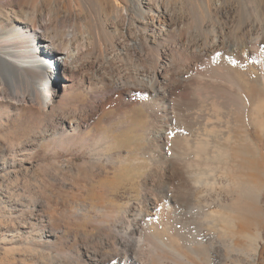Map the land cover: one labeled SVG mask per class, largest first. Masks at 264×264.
<instances>
[{
    "label": "bare ground",
    "instance_id": "1",
    "mask_svg": "<svg viewBox=\"0 0 264 264\" xmlns=\"http://www.w3.org/2000/svg\"><path fill=\"white\" fill-rule=\"evenodd\" d=\"M35 1L30 6L25 0H3L0 6V113L6 119L12 113L18 117L29 106L42 117L40 130L26 133L20 141V163L27 150L49 141L75 148L87 159L81 164H94L96 173L102 175L108 164L126 163L135 151H111L113 138L92 125L112 110L106 122L109 126L115 123L119 131L128 125L123 120L125 111L140 107L146 121L139 129L141 148L131 162L142 167L141 185L158 177L154 189L164 182L186 195L199 192L202 200L195 199L187 208L198 210L207 242L216 237L224 246L222 253L212 242L203 244L202 236L192 231L194 245L184 243L186 235L175 217L179 196L169 189L163 194L142 195L122 208L96 203L94 213L87 214L89 221L82 224L91 233L65 234L64 244L72 240L76 248L56 250L51 257L45 252L48 257L41 264H168V255L178 258L171 264H186L190 257L204 264H257L259 240L264 238V52L257 48L251 53L246 45L252 40L264 43V7L256 6L258 18L244 11L246 0H205L203 5L219 25L200 37L187 32L188 15L176 0ZM203 12H195L200 22ZM252 33L257 36L251 37ZM213 57L235 64L257 58L262 68L246 77L231 67L236 83L232 89L219 77L220 67H214L221 82L215 76L210 81L205 78L209 83L203 80V84L221 87L229 93L226 103L230 94L234 101L225 105L222 115L217 97L211 102L207 99L211 112L202 114L212 113L210 117L224 123V130L202 115L206 122L201 131L195 128L199 131L194 133L196 137L188 136L190 143L186 136L191 127L183 136L186 118L198 120L191 109L196 105L201 110L200 102L206 100L200 101L199 96L207 97L210 92L194 96L188 109L175 96H184L191 88V78L184 76L189 64H204ZM78 94L88 96L87 102L77 107L63 105ZM6 152V146L0 147V164L14 163L12 157H5ZM74 158L61 166L73 168ZM211 193L215 196H206ZM26 203L20 201L22 213L31 205H43L36 199ZM212 206L215 208L209 209ZM57 230L51 217L20 215V240L24 238L27 245H46L51 237H58Z\"/></svg>",
    "mask_w": 264,
    "mask_h": 264
},
{
    "label": "rangeland",
    "instance_id": "2",
    "mask_svg": "<svg viewBox=\"0 0 264 264\" xmlns=\"http://www.w3.org/2000/svg\"><path fill=\"white\" fill-rule=\"evenodd\" d=\"M2 1L3 0H0L1 7H3ZM47 1L49 2L54 0H45V2ZM204 1L205 0H181L180 2V0H176L177 2L176 4L178 6H183L184 11L188 15L187 21H185V27L190 28L187 29L188 30L187 32L190 35L193 36L200 35V37H203L205 35L211 34L213 25H214L213 27L215 28L219 25L218 24L219 22L215 21V19L212 18L208 13V11L206 10L205 6L203 5ZM25 2H27L30 6H33L36 3L35 0H25ZM197 4H199L200 6ZM263 4H264V0H255V1L246 0L244 11L245 12L247 11L246 13L250 16L255 15L254 13L256 11V6L262 5L264 7ZM198 9L205 11L203 12L204 14L202 20L203 22L202 21L200 22V20L196 19L197 16L196 13ZM255 17L259 18L260 16L255 15ZM202 23L204 25H202ZM260 32L262 33V31ZM256 36L257 34L255 35V33H252L251 35V37H256ZM252 41L249 42L250 44L247 43L246 45L247 51L249 50L251 53L252 52L256 53L255 49L258 48L257 52L259 51V53H263L264 52L263 41H258V43L256 42L258 45L254 41L253 42ZM250 48L252 49L250 50ZM255 59L257 58L249 59L248 61L243 62L241 64L240 63L235 64L233 63L232 60L229 59L226 60L225 58L213 57V58H209L207 62L204 64H202L201 62L198 63L194 62L195 64L194 63L189 64L185 72L186 74L184 73V76L191 78L189 84L192 83V85L191 88H188V91H190L193 94L195 93V95L190 96L191 94L188 93L187 91L186 95L182 96V94L180 93L182 96L181 97L179 96L180 94L178 93L179 95H176L175 98L179 99L180 102L182 101L181 102L182 106L188 109L190 108V106L191 107L193 106L192 100L196 98L198 95L207 93L206 90H208V93L209 92L211 93L208 94L209 97L208 96L206 97L207 94L206 95L204 94L205 97L204 95L199 96V98L202 97V99L200 98V101L203 99L206 100L205 101L206 103L204 102V100L200 102V104H202L201 107L205 109V112H203L204 111L202 110L203 108H201L200 110L198 109L200 107H196V105L194 106L193 109H191V111L192 110L196 111V114H198L197 115V117H199L198 120L190 121L188 117L186 118L184 116L187 119L185 123L188 124H187V129H185L183 133V136H186V133L188 131H191L189 127H191L193 131V133L191 131L192 133V134L190 133L191 135L187 134L186 136L189 142L191 138L188 139L189 138L188 136L196 137V134L199 133L197 129L199 128L201 131L202 124L206 122L204 118L206 117L209 118L210 115L212 114L209 113V116L208 114L204 115L205 113H208V111L211 112L208 107L209 105H207L210 99L213 100L214 98L215 101V98L217 97L216 101L217 102L220 101V103L222 104L221 105L218 102L219 105L223 108L222 115L225 114V111L227 109L225 105L227 103L229 104V102L230 104H233L234 96L232 94H230L229 96V99H231L232 102L227 98L229 102L226 103L225 101L226 96H228L229 93L226 95L227 92L222 91L221 87L217 85L208 84L209 83L208 81L211 80V77L213 79V77L215 76L218 77L219 75H221L219 77H222L221 78L222 82H228L229 83L228 85H230L232 89H235L234 87H236V83L234 82L233 73L232 72L230 73L231 71L230 68L236 67L239 70V72L242 71L240 73L244 74L246 77L247 76L250 77L251 75L253 76L254 73L259 70V69L256 70L257 68H262L261 62H257V60ZM255 62H257L258 64L257 63L255 64ZM222 63H224L225 65ZM250 64L253 66L251 67ZM245 65L250 66L251 68H253V70ZM214 67L215 68L217 67V69H219L220 67V74L218 73L219 71L218 72L214 71L215 69ZM248 69H250L251 71L247 72ZM250 72L252 73L254 72V73L251 74ZM217 73L219 75H215ZM207 77L209 80L205 79ZM219 77L214 78V80L219 82L220 80ZM223 78L225 80H223ZM199 80H202L200 81V83L204 85L203 89L206 88L205 90L202 89V85L198 82ZM203 80L208 83L204 82L203 84ZM196 91L198 92V94ZM216 91L218 92L219 95L218 94L215 95L217 93ZM69 99L70 101L68 100V102L64 100L63 105L66 107H70V106L77 107L81 104L86 103L88 100V96H83L78 94L72 96V98L69 97ZM207 99H209L208 102ZM187 101L189 103H187ZM188 104L190 105L188 106ZM224 106L226 108H224ZM1 110L2 108L0 109V112H2ZM37 113L38 111L36 108H32L29 106H25L21 111V114L19 112L18 117H15L14 114L12 113L11 114L12 117L10 116V118H7L8 120L5 118V116H3V114L0 113V118H1L0 122H2L0 123V147L6 146L7 152L5 153L6 155L5 157L7 156L12 157L15 160L14 163H9L5 165L0 164V264H39V263L41 264L42 261H45L44 257L47 258L48 255L50 257L55 256L59 249H67V251H69L76 248L72 240H70L68 244H64L65 242L63 236L65 234L69 235L75 233L76 235H78L80 233H84V231L85 234L91 233L89 232V229H84L82 224L87 223V220L89 219L88 217L92 213H94L93 209L99 202H102L106 207L122 208L127 203L135 202L142 195L146 196L150 193L154 196L156 194H163L165 191L169 189L173 190L177 194V196H179L180 205L175 214V217L178 221L177 224L179 225L182 235L184 234L183 236L185 235L187 236L183 238V241L184 239L186 240L184 243L187 244L186 242L189 241L190 243L188 244L194 245L195 243L194 235L197 234L202 236L203 244L212 242L218 248L220 247L219 249L222 252L224 248L223 241L216 237H212V239H210V241L207 242L208 236H206L205 238L203 237L204 236L203 231L205 230V228L204 225L201 224V222L198 219L199 218L198 210H196L195 208L194 209L187 208V205L189 203L193 201L196 202L197 200L201 199L199 192H193L194 194L192 193V196H190L191 194L188 192L187 194L190 195H186L185 191L181 190L182 192L181 193L179 192V189H177L175 186L171 185L170 183H166L165 185L164 182L160 183L159 185L160 187L158 186L157 188L154 189L152 185L158 184L160 182V179L158 177H150L147 181L148 183L146 185L144 184V187L143 184L141 185L140 182L142 180L141 179L142 167L139 165L133 166L131 160L136 157L135 152H138V150L141 148L142 145V143L140 142L141 134L139 133V129L144 126L146 121L145 119L146 113L142 108L132 107L130 108V110L127 109L125 111V117L123 118V120L125 119L128 125L126 128H123L119 131L116 130L115 123H113L112 126H109L106 122V119L111 115L112 110H108L104 112L99 118L95 120L94 124L92 125L93 129H96L98 131H104L106 132V134H108L113 138L112 143L110 144L111 151L126 150L127 148L135 151L129 157L131 160L126 163H122L119 165L108 164L106 166V173L102 175H98L96 173L95 168L93 167L94 164L90 163L88 165H82L81 163L87 159L75 148L69 149L65 144H62L61 146H59L58 144L54 145L53 142H49V141H44L41 146L31 148L32 150L31 149L27 150L25 152L27 154L26 157H24L23 162L20 163L19 150H20V145H22L20 141L24 140V136L26 133H32L34 130L37 131L40 130L41 128L42 117H40L41 115ZM201 116L204 118H202ZM210 118L213 120L215 119V122L217 123H214V121L210 120ZM210 118L208 120L212 121V123L211 122L209 123L214 125H217L219 123L218 126H220L221 129L224 130V123L222 121H219L212 116ZM203 119L205 121H203ZM221 120H223V118H221ZM195 128H197L196 131ZM193 138L192 140H194ZM147 144L149 146V143H146V146ZM12 147H16L18 151H16V153H12L10 151ZM168 152H170V154L173 153L171 149H169ZM70 158H74V163L72 166L73 168L62 167L61 165H63L64 162ZM151 180L153 182H151ZM211 194L210 195L207 194L206 196H212V197L215 196L214 193ZM187 196L188 198H186ZM29 199L40 200L43 202V205L42 206L31 205L29 209H25L24 212L31 214L39 213L40 215H43L44 218L46 219L48 217H51V223L55 228L58 229L57 230L58 237L55 238L51 237L48 244L46 245L42 244L40 246L39 245L32 246L25 244L24 238H21L20 240V215L25 214L22 213V207L20 205V201L21 202L24 201V203L27 204L26 202ZM195 199L197 200L195 201ZM261 203L264 207V195L261 196ZM213 207L214 206L210 207L209 209H214L215 207L214 208ZM84 217L85 218L87 217L88 219L87 218L85 219ZM190 231H192L194 235ZM262 235L264 237V230ZM193 239L194 241H192ZM259 241L261 244V248L259 250V260L257 264H264V238ZM45 252H47L48 255H46L47 253ZM172 256L173 255H168L169 257V262L167 260L168 264L172 263L170 261L172 260L176 261L178 259L175 256H173L174 258ZM231 257L233 258V260L236 258L235 255H232ZM67 263L73 264L71 262L70 263L67 262ZM184 263L204 264V262H202L201 260L196 261L195 258L192 257L188 258V261Z\"/></svg>",
    "mask_w": 264,
    "mask_h": 264
}]
</instances>
